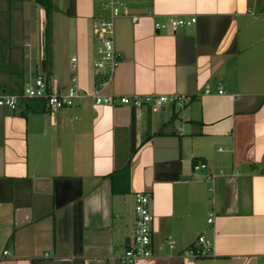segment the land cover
I'll return each mask as SVG.
<instances>
[{"label": "crops", "instance_id": "0c3cea01", "mask_svg": "<svg viewBox=\"0 0 264 264\" xmlns=\"http://www.w3.org/2000/svg\"><path fill=\"white\" fill-rule=\"evenodd\" d=\"M59 2L49 0L47 13L36 0H0V93L22 92L38 76L55 90L75 76L92 92L95 0H65L73 17L65 68L46 38L40 52L23 44L41 66L11 69L20 48L7 42L4 23L33 11L49 25L51 14L54 33ZM126 10L139 20L116 22L122 61L113 93L189 94L193 102L152 110L87 98L73 119L65 109L39 123L29 117L45 107L28 101L0 110V264H120L112 258L133 242L138 192L151 195L154 256L135 264H183L180 254L200 236L214 252L196 264H264V18L250 15L264 12V0H126ZM169 16L197 24L157 32ZM168 238L174 252L159 250Z\"/></svg>", "mask_w": 264, "mask_h": 264}, {"label": "built area", "instance_id": "2783aa9c", "mask_svg": "<svg viewBox=\"0 0 264 264\" xmlns=\"http://www.w3.org/2000/svg\"><path fill=\"white\" fill-rule=\"evenodd\" d=\"M100 4L102 14L93 21V36L99 44L97 49L98 58L93 63L95 85L92 92H87L78 85L74 76L72 85L68 89L53 90L44 76H38L28 83L22 92L14 94L0 93V109L12 112L19 111L20 107L29 100H37L44 103L46 110L59 112L70 109L87 98H92L96 106H126L134 109L149 107L159 110L164 107L184 109L193 102V96L189 94L176 95H134L118 96L113 93L116 71L122 61V56L116 47V22L121 18H130L134 23L139 20L138 16H130L126 10V0H95ZM250 15L264 17L263 13L251 12ZM197 24V17H167L164 22H156L157 32L167 31L176 34L182 28L193 27ZM72 67L77 69V59H72ZM206 94H211L210 90ZM220 89L219 95H223ZM206 170L207 165L202 164L194 168ZM215 178V175L208 177ZM135 228L133 242L130 247L119 257L112 258L113 262L120 264H135L140 259H149L154 256L152 248V226L154 216L151 211V195L146 192L135 194ZM211 223L212 220L210 219ZM176 250V243L168 238L159 250ZM214 252V243L205 236H200L197 241L187 250L180 254L183 264H196L199 259L211 257ZM6 254V252H5Z\"/></svg>", "mask_w": 264, "mask_h": 264}, {"label": "rangeland", "instance_id": "374dc122", "mask_svg": "<svg viewBox=\"0 0 264 264\" xmlns=\"http://www.w3.org/2000/svg\"><path fill=\"white\" fill-rule=\"evenodd\" d=\"M59 5L62 6V8L57 7V15L59 18L58 17L56 18L54 33L51 32V24H52L51 14L48 16L47 19V21L50 22L49 25H44L41 16H39V14L33 11H31L29 14H24V16H18V18L15 19L16 21L15 23H10V22L4 23L5 29L3 34L6 35L5 37L7 42L12 43L13 45L14 44L19 45L20 48L19 50L20 53L16 56V61H17L16 65L11 64L12 70L20 69V68H25L28 70L30 67L32 68L33 71L35 70V68H37V66H41L40 60H38L37 62H32L33 60L27 59L26 53H28V51H26V49L23 48V44L24 42H26L30 45V47L40 52L42 50L41 43L46 38L48 39L49 42L53 40L54 45L56 47L55 55L60 58L58 68L62 69L66 67V62L68 63V61H70V58L73 55V17H71L70 15L71 7L65 4V0H60ZM97 5L100 7V4L97 3ZM49 12H51L50 9ZM46 27H49L48 31L46 30ZM43 28L45 31H43ZM69 28H71L72 30L70 31ZM162 32L169 33L167 31H162ZM48 58H50L49 55ZM70 85H72L71 82L65 87V89H68ZM28 102H29L28 105L32 106L33 108L36 109L41 108L44 110V103L37 100H29ZM64 112H67V115L69 114L68 118L70 120L73 119V117L70 116V115L73 116V108L69 110H65ZM58 113H60V111L50 112L46 110L44 114H40L39 116L36 117L32 115L34 114V112L28 113L27 116L29 117L30 115H32L29 117L30 123H39L43 121H47V122L52 120L57 121V119H59ZM54 137L57 141L59 140L58 133L55 134ZM64 146L68 147L67 144H65Z\"/></svg>", "mask_w": 264, "mask_h": 264}, {"label": "trees", "instance_id": "16d2710c", "mask_svg": "<svg viewBox=\"0 0 264 264\" xmlns=\"http://www.w3.org/2000/svg\"><path fill=\"white\" fill-rule=\"evenodd\" d=\"M48 1L49 0H36V2L38 3V4H40L41 6H43L44 8H45V10H46V12L48 13V11H49V4H48Z\"/></svg>", "mask_w": 264, "mask_h": 264}, {"label": "water", "instance_id": "95a60500", "mask_svg": "<svg viewBox=\"0 0 264 264\" xmlns=\"http://www.w3.org/2000/svg\"><path fill=\"white\" fill-rule=\"evenodd\" d=\"M0 110H2V111H3V109H0Z\"/></svg>", "mask_w": 264, "mask_h": 264}]
</instances>
